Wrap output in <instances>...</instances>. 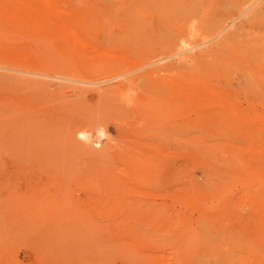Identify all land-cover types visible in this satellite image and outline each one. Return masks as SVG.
Masks as SVG:
<instances>
[{
    "label": "rangeland",
    "instance_id": "obj_1",
    "mask_svg": "<svg viewBox=\"0 0 264 264\" xmlns=\"http://www.w3.org/2000/svg\"><path fill=\"white\" fill-rule=\"evenodd\" d=\"M224 2L64 0L81 43L1 60L0 264H264V86L143 65L215 40Z\"/></svg>",
    "mask_w": 264,
    "mask_h": 264
},
{
    "label": "bare ground",
    "instance_id": "obj_2",
    "mask_svg": "<svg viewBox=\"0 0 264 264\" xmlns=\"http://www.w3.org/2000/svg\"><path fill=\"white\" fill-rule=\"evenodd\" d=\"M63 2L64 0H0V30H6L11 39L5 41L4 46L1 45L4 41L0 39V68H6L1 64V60H8L15 64L25 63V65H34V67L47 66L43 57V50L45 46L49 45L47 41L49 39L60 40L64 44L69 43V45L82 42L77 29L80 21L72 18L70 11L62 6ZM226 2L227 4L224 2L226 6H223V12L212 16V20L216 22L218 29L215 40L210 43L200 42L188 49H182L172 54L154 56L155 58L153 57L151 61L145 62L143 65L148 63L153 65V63L163 62L167 58H174L167 61L166 65H176L179 69L174 78L168 77L167 82L175 86L179 85V88L176 87L182 93H188L191 90L189 87L195 84H201L203 90L208 91L217 90L214 86L222 88L227 85H234L241 79L257 85V90L260 92L259 87L264 86V0H228ZM17 35L25 36L28 39L23 40L22 37L15 40ZM47 54L49 55L48 52ZM15 64L12 65L15 66ZM59 65H62L65 71L64 64L60 63ZM52 67L54 68V66ZM166 68L168 69V67ZM148 74L147 70L140 74L143 81L150 80L151 76ZM11 76L6 78L10 79ZM27 78L29 79V77ZM36 78L38 77L36 76ZM34 80L36 81V79ZM123 80L127 82L130 77H125ZM43 82L45 83V81ZM111 87L113 88V86ZM2 103L5 104L6 102H0V107L3 110L4 105ZM158 107L163 109L161 104ZM160 109L157 110V115L161 114ZM0 112L2 114V111ZM158 118L160 119L159 116ZM81 129H85V131L78 133L89 140L87 143L90 144L89 131L93 129V126ZM95 134L99 139L106 137L103 127L97 128Z\"/></svg>",
    "mask_w": 264,
    "mask_h": 264
}]
</instances>
